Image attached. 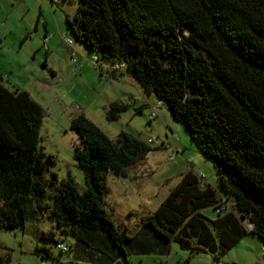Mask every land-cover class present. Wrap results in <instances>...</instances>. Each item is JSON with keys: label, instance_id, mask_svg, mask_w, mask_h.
Instances as JSON below:
<instances>
[{"label": "trees", "instance_id": "obj_1", "mask_svg": "<svg viewBox=\"0 0 264 264\" xmlns=\"http://www.w3.org/2000/svg\"><path fill=\"white\" fill-rule=\"evenodd\" d=\"M67 21L101 66V59L124 62L147 93L167 104L212 160L222 192L189 170L129 235L105 207L107 176H126L153 148L125 131L113 140L80 114L71 128L79 134L74 159L86 188L70 175L57 182L48 174L53 158L40 147L43 107L0 75V231L23 228L48 211L46 220L59 229L43 237L58 247L72 233L90 260L105 264L168 255L172 242L219 260L249 232L264 240V0H79ZM128 107L111 102L107 119L118 120ZM10 263L0 243V264Z\"/></svg>", "mask_w": 264, "mask_h": 264}, {"label": "rangeland", "instance_id": "obj_2", "mask_svg": "<svg viewBox=\"0 0 264 264\" xmlns=\"http://www.w3.org/2000/svg\"><path fill=\"white\" fill-rule=\"evenodd\" d=\"M78 5L79 0H0V75L7 85L27 90L43 107L40 147L53 158L48 174L55 173L57 182L70 175L80 189L86 188L84 171L74 159L79 134L71 128L72 120L80 114L113 140L125 131L153 148L143 161L127 167L126 176L111 172L107 176L105 207L114 223L133 235L141 218L158 208L188 169L203 173L207 184L222 190L212 160L199 152L167 104L159 105L158 115L150 120L159 102L155 94L147 93L127 68L110 75L113 60L101 59L103 66L94 63L97 54L76 38L67 21L73 19ZM113 101L129 107L118 120L109 121L106 111ZM203 212L214 215L212 208ZM45 216L28 219L23 228L1 229L0 243L11 252L10 264H60L67 260L105 264L90 260L72 233H65L61 240L69 246L67 252L43 237L44 229H59L46 220L48 211ZM130 259L133 264H264V240L249 232L219 260L211 253L191 255L177 242L171 243L168 255L150 253Z\"/></svg>", "mask_w": 264, "mask_h": 264}, {"label": "built area", "instance_id": "obj_3", "mask_svg": "<svg viewBox=\"0 0 264 264\" xmlns=\"http://www.w3.org/2000/svg\"><path fill=\"white\" fill-rule=\"evenodd\" d=\"M67 40H68V43H69L70 45H73V41H72V39L67 38ZM92 60L94 61L95 64L100 65V63H99V61H98V58H97L96 56H94V57L92 58ZM125 66H126V64H125L124 62H118V63L112 65L111 68H112V69H116V70H118V69H121V68H125ZM161 104H163V102H162V101H159V102L157 103V105L154 106L153 111H152V113H151V115H150V120L154 119V118L158 115V106L161 105ZM151 141H152V140L150 139L149 142H151ZM199 176H200V178L202 179V181L204 182V174H203V173H199ZM230 204H231V202H229L228 207H229ZM224 209H226V207H225V205H222L221 207H219V208L217 209V212H220L221 210H224ZM58 247H59L62 251H67V250L69 249V247H68L67 245H65L64 243H62V242H59V243H58Z\"/></svg>", "mask_w": 264, "mask_h": 264}, {"label": "crops", "instance_id": "obj_4", "mask_svg": "<svg viewBox=\"0 0 264 264\" xmlns=\"http://www.w3.org/2000/svg\"><path fill=\"white\" fill-rule=\"evenodd\" d=\"M163 144V143H162ZM190 170H193V169H190ZM188 171H189V169H188ZM194 171V170H193ZM199 173H201V172H199ZM206 182V181H205ZM48 229H44V231H47Z\"/></svg>", "mask_w": 264, "mask_h": 264}, {"label": "water", "instance_id": "obj_5", "mask_svg": "<svg viewBox=\"0 0 264 264\" xmlns=\"http://www.w3.org/2000/svg\"><path fill=\"white\" fill-rule=\"evenodd\" d=\"M1 80H3V78H1Z\"/></svg>", "mask_w": 264, "mask_h": 264}]
</instances>
